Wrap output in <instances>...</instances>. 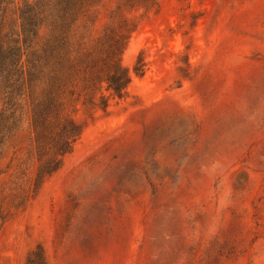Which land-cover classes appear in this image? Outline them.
I'll list each match as a JSON object with an SVG mask.
<instances>
[{
	"label": "rangeland",
	"instance_id": "rangeland-1",
	"mask_svg": "<svg viewBox=\"0 0 264 264\" xmlns=\"http://www.w3.org/2000/svg\"><path fill=\"white\" fill-rule=\"evenodd\" d=\"M132 12L127 93L77 112L61 167L35 191L29 123L0 155V264H264V0Z\"/></svg>",
	"mask_w": 264,
	"mask_h": 264
},
{
	"label": "trees",
	"instance_id": "trees-1",
	"mask_svg": "<svg viewBox=\"0 0 264 264\" xmlns=\"http://www.w3.org/2000/svg\"><path fill=\"white\" fill-rule=\"evenodd\" d=\"M98 1L0 0V155L29 123L30 144L15 154H32L35 191L83 133L86 124L77 112L85 110L93 119L94 109L108 107L109 95H126L131 75L122 59L139 27L132 11L158 4L119 0L97 35ZM145 66L141 59L135 70L143 73ZM27 264H48L41 245Z\"/></svg>",
	"mask_w": 264,
	"mask_h": 264
}]
</instances>
